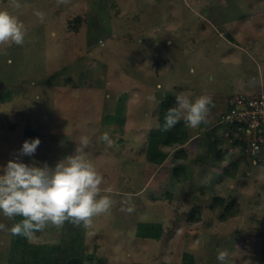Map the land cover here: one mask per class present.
<instances>
[{
	"label": "rangeland",
	"instance_id": "374dc122",
	"mask_svg": "<svg viewBox=\"0 0 264 264\" xmlns=\"http://www.w3.org/2000/svg\"><path fill=\"white\" fill-rule=\"evenodd\" d=\"M16 2L19 8L0 0V10L28 29L23 46L0 55V165L19 159L54 168L86 135L93 141L88 159L104 177L101 195L116 203L90 228L65 222L36 233L26 251L8 230L0 264H22L26 256L30 264H56L66 230L82 243L85 264H219L217 249L228 250V264H264V164L241 155L220 114L230 102L225 109L223 95L264 84L256 46L233 39L246 16L264 25V0ZM168 92L208 96L209 107H219L195 149L163 141L167 156L154 163L145 149ZM213 128L223 134L220 156L209 151ZM105 131L112 147L99 140ZM38 137L35 153L22 155L23 142ZM129 195L131 213L120 210ZM20 218L0 212L10 228ZM150 222L161 225V237L142 236Z\"/></svg>",
	"mask_w": 264,
	"mask_h": 264
},
{
	"label": "clouds",
	"instance_id": "9594fccd",
	"mask_svg": "<svg viewBox=\"0 0 264 264\" xmlns=\"http://www.w3.org/2000/svg\"><path fill=\"white\" fill-rule=\"evenodd\" d=\"M69 0H57V4H67ZM14 7L20 4L12 0ZM37 17L44 13L36 11ZM28 37V29L18 16L8 10H0V55L7 56V49L13 45L23 46ZM161 85H157L159 89ZM211 99L199 96L193 100L189 94L178 93L175 106L165 113L164 132L171 130L181 120L189 128L196 129L207 122ZM108 147L114 141L108 131L99 137ZM77 142V141H76ZM39 138L25 140L21 148L22 155L32 156L39 144ZM93 147L89 136L83 135L77 142L75 153L66 156L55 167L47 163L42 166L26 164L19 159H12L6 165H0V212L9 219L19 216L22 219L10 228L14 236L36 239V233L49 227L59 229L65 222L90 228L93 218L109 214L116 201L110 195H101L103 175L88 159V150ZM109 193L111 189L107 190ZM129 195L121 203V211L131 213L135 210ZM9 230L0 223V231ZM219 264H228L227 249H217Z\"/></svg>",
	"mask_w": 264,
	"mask_h": 264
},
{
	"label": "trees",
	"instance_id": "16d2710c",
	"mask_svg": "<svg viewBox=\"0 0 264 264\" xmlns=\"http://www.w3.org/2000/svg\"><path fill=\"white\" fill-rule=\"evenodd\" d=\"M232 96L233 95H231L230 97ZM175 97L176 94L172 92H168L163 97V99L159 104V109H160L159 127L151 130L149 134L145 151L147 154V158L154 163H161L162 161H164L165 157L167 156V154L160 151L159 148L160 144L163 141L170 142L175 146H180V145H184L192 137V132L190 131V128L185 125L183 120H181L179 123L176 124L175 127H173L171 130L167 132L161 130L164 125L165 113L170 107L175 106ZM224 125L225 127L229 128L228 132L230 133L229 131L231 128L230 125L226 123ZM210 131L209 132L212 137L211 138L212 141L210 140V137H208V139L210 140L209 151L211 152L215 149V153L218 156H220L221 153L223 152V150H221L223 134H219L218 132H216L215 128H213V130ZM232 132L233 131L231 130V133ZM180 154L184 155L185 153L184 151L181 150ZM225 210H229V208L226 207ZM146 224H148L149 227L148 230L142 234V236L155 237V238L162 236L161 225L155 224L153 222ZM27 240L28 239L26 237L18 236L17 239L14 241L15 246L19 247L20 245H24L25 248L24 250L26 251L29 248V246H27ZM60 246H61V250L58 253L56 264H85L83 257V246L82 243L78 242L75 234H71V232H67L66 230L65 233L63 234V238L61 239ZM22 264H30L29 256H26V258L22 260Z\"/></svg>",
	"mask_w": 264,
	"mask_h": 264
},
{
	"label": "built area",
	"instance_id": "2783aa9c",
	"mask_svg": "<svg viewBox=\"0 0 264 264\" xmlns=\"http://www.w3.org/2000/svg\"><path fill=\"white\" fill-rule=\"evenodd\" d=\"M229 101L223 121L230 125L233 135L243 145L241 155L264 164V91L239 92Z\"/></svg>",
	"mask_w": 264,
	"mask_h": 264
},
{
	"label": "crops",
	"instance_id": "0c3cea01",
	"mask_svg": "<svg viewBox=\"0 0 264 264\" xmlns=\"http://www.w3.org/2000/svg\"><path fill=\"white\" fill-rule=\"evenodd\" d=\"M244 21H245V26H244V22H242L241 26H239L238 28H236V32L237 33L236 34H233V36H234L233 39H236V37H238L239 39H242V41L246 44V46L248 48H251V47L254 48V46H256V49L258 50L257 56L262 61H264V45H263V43H259V41H263V40H261V39H263L261 37L264 36V28H261V27H264V25L261 22H258L259 26L258 25H254L253 22L250 21L249 16L248 17L246 16L244 18ZM246 27H247V29H245ZM241 28H242V30H240ZM254 32H256L259 37H256L254 35ZM240 33H243L244 38L243 37L242 38L239 37V35H241ZM248 56H249V58H253V55L251 53H249ZM257 64L258 65L261 64L260 65L261 67H260L259 71H261V70L264 69V62L263 63H257ZM240 81H241V83H239L238 88H241V90H242V88L245 85H247V83H244L242 80H240ZM251 88L253 89L252 90L253 92H255V91H264V84L262 86H259V87L258 86L257 87L252 86V87H250V90H251ZM223 96L225 97L224 103H225V109H226L227 108V105H228V100H229V97L231 96V94H227V95H223ZM220 97H221V95L218 97V99ZM217 104H218V101H216L214 103V106L212 105V106L209 107L210 108L209 113L211 114V116H214L213 115L214 112L217 113L218 110H217L216 107H219V105H217ZM215 105H216V107H215ZM224 111L225 110H222V111L220 110V114L222 115V117L224 115ZM210 114H208V115L210 116ZM209 116H207V119L210 118ZM212 118H214V117H212ZM211 121H212L211 119L209 121L207 120L206 123H202L198 128L194 129L196 131H194V130H193L194 132L192 131V137L185 144L191 143V145L193 146V149H195L198 143L204 141V140H202L198 136H200L201 133H203L206 129H208L209 127H211L213 125ZM222 123H224V122H222ZM200 129L202 131H200ZM11 130H13V128ZM12 134L14 136H16V132H14ZM13 220L14 219H10V221H13ZM20 220H21V218H20ZM7 228L10 230V227L8 225H7ZM7 233H8V230H6V233H5V231L0 232V244H1V247L4 244L7 243V240H8L7 239L8 238L7 237L8 236ZM15 240L16 239H15V236H14L12 242L14 243Z\"/></svg>",
	"mask_w": 264,
	"mask_h": 264
}]
</instances>
